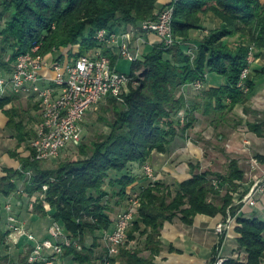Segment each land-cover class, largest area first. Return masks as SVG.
<instances>
[{"label":"trees","instance_id":"trees-1","mask_svg":"<svg viewBox=\"0 0 264 264\" xmlns=\"http://www.w3.org/2000/svg\"><path fill=\"white\" fill-rule=\"evenodd\" d=\"M158 2L0 0V20H5L0 34V66L6 72H12L19 56L30 52L36 45H41V53L47 56L52 55L54 49L60 51L79 45V52L75 54L79 58L102 47L95 39L98 31L105 29L113 33L117 28L138 27L155 16L159 10ZM173 6L174 34L176 39L183 41L171 48L163 44L154 46L145 51L142 61L133 64L131 75L138 84L120 98H107L106 112L112 117H102L101 120L110 127L109 133L101 134L89 143L82 141L74 147L78 159L62 162L55 169L30 157L20 158V170L7 169L6 176L0 177V195L10 197L17 194L19 182L23 181V194L37 198L34 213L41 217L51 215L71 239L79 242L81 249L67 247L63 255L72 257L77 264H101L107 248L104 246L98 257L95 249L100 245L99 238L104 243L103 232L113 227L111 200L119 197L130 203L133 196L129 189L135 179L124 173L132 164L144 165L154 152H166L180 133L184 135L194 128L197 111L212 118L211 123L217 131H220V125L221 129L226 124L237 129L243 124L233 118L232 113L255 91L250 76L248 93L239 88V83L243 70L250 66L251 48L255 50L254 61L264 51V3L261 0H174ZM210 13L215 14L222 25L205 36L190 54L187 42L193 32L204 29L203 17ZM231 38H240L235 49L230 46ZM9 52L11 56L5 61ZM104 53L117 61L107 48ZM136 73L142 75L136 77ZM209 73L222 76L226 84L202 91L206 104L198 103L189 108L186 99L178 96L179 91L198 81L206 82ZM260 77H264V70L256 75V78ZM15 97L2 98L0 109L13 102ZM184 109L188 115L185 113L182 122L179 113ZM7 115L10 119L8 126L16 131L19 143L33 140L36 131L25 132L26 118L21 108L13 106ZM247 125L250 131L264 138V119ZM217 135L221 142L228 137L222 130ZM258 157L264 164V157ZM191 169L192 178L177 184L175 189L156 182L140 191L141 205L129 229L128 240L136 239L137 233L147 235L146 249L151 251V256L147 260L139 258V251H128L125 245L119 259L127 264H153L162 250L164 225L176 218L193 225L198 215L216 217L223 214L228 217L230 211L237 216L239 208L234 205V194L246 180V172L239 161L230 159L226 172L201 171V167L194 164ZM29 170L33 171L31 178L25 174ZM117 173L124 174L116 179L114 174ZM44 186H48L47 192ZM108 186L111 192L106 189ZM249 191L250 188H246L240 198ZM2 207L0 201V210ZM239 222L242 226L238 244L247 254V260L229 258L226 264H264V218H241ZM8 235L0 234V248ZM90 236L94 237V244L89 248L87 239ZM32 251L30 249L21 256L19 263L14 264H44L30 262Z\"/></svg>","mask_w":264,"mask_h":264},{"label":"crops","instance_id":"crops-1","mask_svg":"<svg viewBox=\"0 0 264 264\" xmlns=\"http://www.w3.org/2000/svg\"><path fill=\"white\" fill-rule=\"evenodd\" d=\"M261 1L264 3V0ZM173 2L174 0H159L158 8H164ZM203 24L204 29L193 32L191 39L187 42L191 51L194 49L196 50L204 37L220 25V20L214 15L209 14L204 17ZM124 31L126 30L123 28H117L115 33H122ZM143 38L146 42L143 45L144 51L162 44V39L156 34H144ZM134 44L136 45L135 40ZM79 48V45H77L64 50L65 58L73 57L79 52ZM132 69L133 65L130 67L131 72ZM263 70L264 51L261 57L255 60L251 65L250 77L255 85L254 93L243 103L239 104L232 113L233 118L238 121H243V124L239 125L237 129H234L235 131L230 136V139H228V137L226 139V141H231L229 147L232 148V150H229V155H233L234 158L239 161L242 168L245 166L248 167L251 163V161H249L250 155L257 158L261 168H264L263 162L258 157H264V138L250 131L247 125L249 122L255 123L264 119V77L256 78V75L262 73ZM225 84L226 81L222 76L216 73H209L206 82L203 83L202 89L198 90L194 84L187 85L179 91L178 96H183L186 99L189 108L195 107L198 103L205 105L206 100L202 97V91L211 88H220ZM13 95L14 94H9L8 96ZM16 96L13 102L8 104L4 109H0V177L6 176L5 170L7 169L20 170L22 168L20 158H29L31 154V140L19 143L16 131L10 129L8 126L10 119L7 115V111L13 106L21 108L23 116L26 118L25 132L37 129L42 121L40 107L33 98H27L21 95ZM202 108L204 109L203 106ZM184 112L187 116V109H184ZM194 117L196 118L194 128L184 135L180 133L166 152H154L153 156L146 164H132L129 170L124 172L135 179V183L129 189V194H139L142 189H145L153 183V179L148 177L145 173L144 167L147 165L153 168L158 183L165 184L175 189L177 184L192 178L193 171L191 165L193 164L196 166L199 165L201 171L213 170L221 172V166L223 167L225 163L228 161L230 162V159L223 157L224 154L213 144L214 137L218 132H221L222 126L220 125V131H217L215 126L211 123L212 118L206 116L203 111L195 112ZM225 133L229 136L227 132ZM194 135L200 137L203 142L205 141L208 143L210 152L209 150H205L201 141L193 138ZM245 140L249 142L248 147L244 144ZM123 174H114V178L118 179L122 177ZM256 177L258 176L254 175L252 179L257 181ZM252 181L253 180H249L248 182L246 179L245 182L242 183L240 190L250 185L249 183ZM22 182H19L20 191L17 194L10 197L0 195V200L3 202V207L0 210V234H9L4 247H9L10 249L6 254L9 255L8 257L2 254L3 251L5 252L6 248H4L3 251L1 250L2 247L0 248V264L19 263L21 256L26 255L28 251L30 249L32 250L34 247L25 237L22 238L18 244L12 241V231L9 229L8 221L10 215L16 216L23 222L27 230L34 233L40 241L43 242L50 237L49 229L53 223V218L51 215L48 217H41L31 210V204L33 202L35 203L37 198L35 196L31 197L27 194H23L24 188L22 189V186L24 183ZM251 187L249 186L250 189ZM106 189L110 192L112 191L110 186ZM255 199V205H239L238 199L235 198V207L239 208L238 214L234 216V221L228 230L226 238L223 240V256L227 258H237L243 261L247 260V254L238 244V240L241 238L239 228L242 226L239 220L241 218H264V193L256 195ZM8 204L12 206L10 211L7 209ZM110 207L112 209L110 215L113 222H115L118 215L129 208V201H122L119 197H113ZM47 209L50 211V208ZM226 219L227 217L223 214H219L216 217L198 215L193 225L183 223L180 218H176L173 222H167L164 225L161 235L162 250L160 254L155 257L153 264H210L214 260L217 247L221 242L220 236L216 233V227ZM98 236L97 234V237ZM14 237H16V235H14ZM147 237V235L137 233L136 239L128 240L126 249L132 252L139 251V258L145 260L149 259L151 251L146 249ZM98 243L100 245L95 249V255L97 257L102 255L105 246L100 238ZM93 244L94 237H88L87 247L90 248ZM124 261L122 258H118L115 264H127ZM55 264L77 263L72 257L61 256L56 259Z\"/></svg>","mask_w":264,"mask_h":264},{"label":"built area","instance_id":"built-area-1","mask_svg":"<svg viewBox=\"0 0 264 264\" xmlns=\"http://www.w3.org/2000/svg\"><path fill=\"white\" fill-rule=\"evenodd\" d=\"M174 13V6L167 7L156 12L153 18L144 21L138 27L132 26L122 33L100 30L95 39L102 47L91 50L79 58L75 55L65 58L64 49L60 51L54 49L53 54L47 56L41 53V45H36L30 52L19 56L12 72H0V100L9 94L21 95L33 98L40 107L42 122L31 140L30 158L33 161L49 162L59 158L67 148L79 146L83 139L82 122L87 114L109 96L120 98L129 85L138 84L131 73L120 71L118 64L121 60L133 64L142 60L141 46L146 43L144 34L158 35L167 48L180 42L173 30ZM104 48L111 51L117 58L116 62L104 53ZM254 52L255 50L251 48L250 66L241 74L239 88L244 93L250 90L248 79L254 62ZM194 86L200 90L203 83L198 81ZM179 117L182 122L185 121L184 110L179 113ZM244 144L249 146L247 140ZM144 169L146 175L156 183L153 168L147 165ZM251 169L252 172L262 169L255 157L251 159ZM25 174L31 178L33 171L29 170ZM44 191H48V186H44ZM261 193H264V178L258 179L238 204L255 205V197ZM140 205L139 194H134L129 208L118 215L114 227L103 232L107 250L101 264L116 263L121 248L128 243V232ZM46 208H49V205H46ZM7 209L10 211L12 206L8 204ZM31 210H34V202L31 204ZM8 221L9 229L12 231L11 238L15 244L24 237L33 244L31 263L55 264L56 259L64 255L67 247L75 246L81 249L79 242L71 239L65 228L57 221H53L49 229L50 237L43 242L34 233L29 232L16 216L10 215ZM233 221L234 216L229 211L227 219L217 225L216 233L220 236L221 242L226 238ZM221 242L210 264H226L229 259L222 254Z\"/></svg>","mask_w":264,"mask_h":264},{"label":"rangeland","instance_id":"rangeland-1","mask_svg":"<svg viewBox=\"0 0 264 264\" xmlns=\"http://www.w3.org/2000/svg\"><path fill=\"white\" fill-rule=\"evenodd\" d=\"M174 3V2H173ZM173 3L172 4H170L169 6H166V7H164V8H160L157 12H160L161 10H163V9H165V8H167V7H173ZM210 14H212V15H214L216 18H218L215 14H213V13H210ZM209 15V14H208ZM205 17V16H204ZM204 17H203V19H204ZM219 19V18H218ZM220 20V19H219ZM221 25H222V22H221V20H220V25L217 27V28H215L214 30H217V29H219L220 27H221ZM5 27V20L4 21H1L0 20V34H1V31L3 30V28ZM137 27V26H136ZM213 31V30H212ZM211 32V31H210ZM210 32L208 33V34H210ZM207 34V35H208ZM1 36V35H0ZM205 38V37H204ZM0 39H1V37H0ZM136 39V38H135ZM135 39H133V42H134V40ZM177 40L178 41H183L182 39H180V38H177ZM230 40V46H231V48L232 49H235L236 47H238V45L240 44V38H231V39H229ZM1 51V50H0ZM189 52H190V54H193L194 52H195V49L193 50V51H191V50H189ZM141 53H142V60H143V58H144V54H145V51H144V48H143V46H141ZM10 56H11V53L9 52L6 56H5V58H4V60L5 61H7V60H9V58H10ZM141 60V61H142ZM131 65H133V63H131V62H128V61H125V60H122L121 62H120V65H119V70L120 71H122V72H124V73H130L131 71H130V67H131ZM3 71H5V70H3L2 68H1V66H0V72H3ZM138 75H140L139 73H136V77H140V76H138ZM135 85L134 84H131V85H129L128 86V88H127V91L131 88V87H134ZM126 93V92H125ZM107 106H108V104H107V99L106 100H104V101H102L101 103H99L98 104V106H96L94 109H92L88 114H87V116H86V118L83 120V122H82V128H83V139H82V141L83 142H86V143H89L90 141H92V140H96V139H98V137L101 135V134H106V133H109L110 132V127L108 126V125H106V123L104 122V121H102L101 120V118L102 117H109V118H111L112 117V114H110V113H107L106 112V109H107ZM37 115V114H36ZM228 125V126H227ZM226 126H225V128H223L222 129V131L223 132H227V134H229V136H228V139H230V136L234 133V129H232L231 128V126L229 125V124H227ZM36 130V129H35ZM219 133V132H218ZM226 134V133H225ZM193 138H195V139H197L198 141H201V144H202V146L205 148V150L207 151V150H209V152H210V149H209V146H208V143L207 142H203V140L200 138V137H197L196 135H194L193 136ZM213 144H215L219 149H220V152L222 153V154H224L223 155V157H227L228 159H232V158H234V156L233 155H229V150H232V148H230L229 147V144H231V141H223V142H221L220 140H219V136L218 135H216L215 137H214V141H213ZM76 152H77V149L76 148H74V147H70V148H68V149H66V150H64L63 152H62V154H61V156L59 157V158H57V159H54V160H52V161H49V162H45V163H43L44 164V166L45 167H47V168H52V169H55V168H57L58 166H59V164L60 163H62V162H65V161H67V160H69V159H78V155L76 154ZM253 157H252V155H250V157H249V161H251V159H252ZM249 165H250V167H249ZM248 165V167L247 166H245L243 169L245 170V172H246V179H247V181L249 182V180H253L251 183H249L250 185H248V186H245V187H243L242 189L243 190H238V192L237 193H235L234 194V196H235V198H237L238 200V202L241 200V198H240V196L243 194V192H244V190L246 189V188H249V186L251 187V185L253 186L254 184H255V180L254 179H252V176L254 177V175L255 176H258V177H256L257 178V180L258 179H262V178H264V168L263 169H261V170H258L257 172H252V169H251V163ZM228 166H229V161L227 162V163H225L224 165H223V167L221 166V168H222V170H221V172H226L227 171V168H228ZM22 183H24V182H22ZM24 188V184H23V186H22V189ZM262 194V193H261ZM245 196V195H244ZM243 196V197H244ZM1 201V200H0ZM2 203V205H3V202H1ZM234 203H235V201H234ZM39 239V238H38ZM4 248H6V250H5V252L3 251V249ZM3 252H2V254L4 255V256H8L9 257V255H6L9 251H10V249H9V247H4V245L2 246V249H1ZM17 257V256H16ZM237 259V258H236ZM240 260V259H239Z\"/></svg>","mask_w":264,"mask_h":264}]
</instances>
